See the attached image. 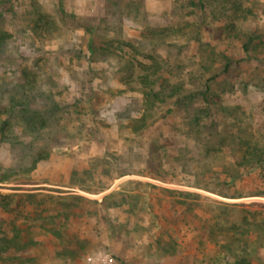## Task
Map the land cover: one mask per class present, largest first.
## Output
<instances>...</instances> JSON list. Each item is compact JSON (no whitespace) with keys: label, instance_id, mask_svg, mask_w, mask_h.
<instances>
[{"label":"rangeland","instance_id":"374dc122","mask_svg":"<svg viewBox=\"0 0 264 264\" xmlns=\"http://www.w3.org/2000/svg\"><path fill=\"white\" fill-rule=\"evenodd\" d=\"M0 31L51 114L0 143V264H264V0H0Z\"/></svg>","mask_w":264,"mask_h":264},{"label":"trees","instance_id":"16d2710c","mask_svg":"<svg viewBox=\"0 0 264 264\" xmlns=\"http://www.w3.org/2000/svg\"><path fill=\"white\" fill-rule=\"evenodd\" d=\"M6 35V32L0 31V54L3 51V44L7 42ZM33 79L34 76L30 74L21 76L23 83L18 84V90L14 95L9 94V91H2L0 89V143L8 145L11 153L16 147H31V145L34 144L33 142H35V140L32 139V134L39 131L40 129L51 127L47 125L51 120V114L48 115L47 113H38L36 109L31 108L29 105V99H27L28 93L22 91L26 85L28 87L31 85ZM159 96L161 97V95ZM156 97L157 95H155V98ZM204 100L207 102L208 107L212 106V99H207L204 97ZM36 114L39 117L38 119L37 117L33 118V116H36ZM41 136H43V134H41ZM31 139L33 141H30ZM254 154L255 156L258 155V149L255 147ZM23 159H25V157ZM35 159L36 161L30 163L31 165L22 168L24 174H28L30 170L35 168L37 166L36 164L44 158L43 155L36 154ZM1 167L2 166L0 164V169ZM15 172L16 171L11 167H6L4 173L1 175V180H6ZM1 202L3 201L0 200V203ZM1 249L4 248L0 246V253Z\"/></svg>","mask_w":264,"mask_h":264}]
</instances>
